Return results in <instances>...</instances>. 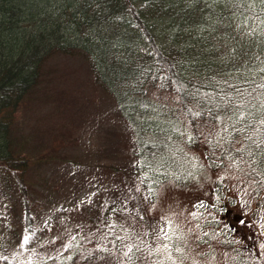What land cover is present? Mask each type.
Segmentation results:
<instances>
[{
  "label": "trees",
  "instance_id": "1",
  "mask_svg": "<svg viewBox=\"0 0 264 264\" xmlns=\"http://www.w3.org/2000/svg\"><path fill=\"white\" fill-rule=\"evenodd\" d=\"M54 53L83 54L92 83L104 86L127 118L143 100L163 102L165 117L184 122L188 130L174 134L156 121L164 113L133 121L137 166L149 174L144 186L154 191L161 182L156 161H177L163 139L184 157L176 145L188 134L186 149L204 148L208 165L221 171L213 201L197 205L205 254L217 251L222 264H264V242L248 216L264 208V0H0V182L12 195L8 219L17 216L22 228L15 248L0 241V264H75L87 255L81 231L56 250L37 246L27 175L33 161L14 136L18 111ZM231 170L241 171L240 210L229 206L236 197L224 171ZM6 228L15 238L16 227ZM111 251L117 249L100 247L91 259ZM137 258L133 249L121 264ZM155 264L179 263L156 256Z\"/></svg>",
  "mask_w": 264,
  "mask_h": 264
},
{
  "label": "rangeland",
  "instance_id": "2",
  "mask_svg": "<svg viewBox=\"0 0 264 264\" xmlns=\"http://www.w3.org/2000/svg\"><path fill=\"white\" fill-rule=\"evenodd\" d=\"M44 67V79L18 111L14 135L33 161L27 175L35 187L31 209L39 227L37 246L56 250L70 242L73 232L81 231L89 247L75 264H121L133 249L138 258L132 264H155L156 256L179 264H222L217 251L205 254L200 242L203 223L195 217L198 204L213 201V186L221 173L208 165L204 148L186 149L189 135L184 134L176 145L185 149L180 157L163 139L177 161L163 157L155 162L161 182L154 191L144 186L149 174L137 166L134 155L137 148L130 136L134 120L149 121L164 113L156 121L162 119L167 129L172 125L169 131L174 134L188 130L184 122L165 117L169 108L163 102L150 107L143 100L129 107L127 118L114 96L92 83L83 54L54 53ZM224 173L231 177L230 194L236 197L229 206L240 210L241 171ZM10 196L0 182V241L15 248L22 228L17 216L8 219ZM254 209L248 215L250 223L252 227L255 223L264 242V208ZM109 221L116 228L106 233ZM6 224L16 227L15 238ZM100 247H115L117 252L91 259Z\"/></svg>",
  "mask_w": 264,
  "mask_h": 264
}]
</instances>
